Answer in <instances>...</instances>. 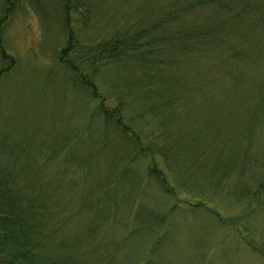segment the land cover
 <instances>
[{"label":"rangeland","instance_id":"374dc122","mask_svg":"<svg viewBox=\"0 0 264 264\" xmlns=\"http://www.w3.org/2000/svg\"><path fill=\"white\" fill-rule=\"evenodd\" d=\"M71 1L0 0V169L37 200L42 260L264 264V0ZM168 11L217 37L92 59Z\"/></svg>","mask_w":264,"mask_h":264},{"label":"trees","instance_id":"16d2710c","mask_svg":"<svg viewBox=\"0 0 264 264\" xmlns=\"http://www.w3.org/2000/svg\"><path fill=\"white\" fill-rule=\"evenodd\" d=\"M65 1V10L63 8V11L67 16L70 13L73 1ZM205 2V4L217 5L219 8H230L229 0H205ZM193 6L194 2L189 5L188 9L183 10L181 13L185 12L187 14V12L192 10ZM245 9L246 8H244V10ZM190 13L192 12L188 14ZM176 16V18H173V11H168L161 19H158V22L148 27H139V23H137L134 31H129L127 34H124V32L123 35L121 33L119 36H113L110 40L101 42L99 45L101 50L100 53L97 57L92 59L98 58L96 61L108 64L110 63V59L113 61L119 59L123 60V58H135L141 64L149 65L152 63H149V61L157 59V54L165 51V49L174 48V46L175 48L182 47L184 44L187 46V42L182 45L178 42L181 39L189 38L193 40V47L196 37H217V32L214 30L217 26H209L204 30V33H202V29L194 26L197 24L188 27L183 26L179 22L181 16ZM172 22L175 24L172 25ZM68 24V21H66L69 42L68 45L61 50L60 59L72 70L74 75L84 83V85L89 87L92 91L94 90L95 97H98L96 95V84L87 77L86 73H83L80 63L74 58L68 59L66 57L67 54L70 53L74 38L73 30ZM2 52L5 56L3 49ZM90 59L87 60V64ZM157 70L161 69H153L151 78L147 73H144L143 77L148 76L149 80H152L151 83H154L153 79ZM104 109L105 108L102 106L100 107L102 115L104 114L106 117L107 109ZM124 110L125 109L119 105L117 110L115 109V111H112L113 113H111V111L107 113L110 115H116V113H118L120 119H118L117 122L119 125L126 128L121 122ZM106 118L107 120L109 119L108 117ZM10 179H12L11 173L4 169H0V259H2L5 264H45V261L42 260V257L39 255V245L42 239L39 235L42 226L40 223L39 208L36 207L37 205L35 204L36 199L26 198V194H24L22 190L12 186L14 182Z\"/></svg>","mask_w":264,"mask_h":264}]
</instances>
